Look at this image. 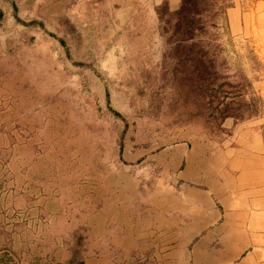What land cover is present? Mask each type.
Here are the masks:
<instances>
[{
    "label": "rangeland",
    "instance_id": "rangeland-1",
    "mask_svg": "<svg viewBox=\"0 0 264 264\" xmlns=\"http://www.w3.org/2000/svg\"><path fill=\"white\" fill-rule=\"evenodd\" d=\"M252 252L264 264V0H0V264Z\"/></svg>",
    "mask_w": 264,
    "mask_h": 264
},
{
    "label": "crops",
    "instance_id": "crops-1",
    "mask_svg": "<svg viewBox=\"0 0 264 264\" xmlns=\"http://www.w3.org/2000/svg\"><path fill=\"white\" fill-rule=\"evenodd\" d=\"M186 177H188V176H186ZM216 189L217 188L215 187L212 190H209L208 191V189H207V191H206L205 188L203 190L202 189H198L197 190V189L189 188V189H187V193H186V197H185V202H192V201H194V199H193L194 195L197 196V197L198 196L199 197L201 196V197H203V199L200 200L201 203H202L200 205H203V207H208L210 205L209 200L206 199V196H202L201 193L209 194V196L210 195L212 196L214 194L215 195H218V191ZM195 191L196 192H199V193H196ZM221 198H223V197H221ZM226 198H227L226 199V202H227L226 204H228V203L229 204H232V197L230 195H227ZM229 204H228V206H229ZM196 206H198V205H196ZM192 207L195 208V205H192ZM196 208L195 209L198 210V212L200 213V211H201L200 207H196ZM221 215L222 214L220 212H218L217 217H216V223H215V225H219V227H218L217 230L218 231H228V226H227L226 220L222 224H220ZM205 220L207 221V223H204L205 221H203V223H201V225H200V229H198L201 232H206L210 228V226H211V223L207 219H205ZM204 245H205V243L202 246H198L197 252H201L204 249V247H203ZM259 258H261V255L260 254H256V253H253L252 252L249 255H247L245 258H243V261L240 264H262L263 261H261V260L259 261ZM207 264H210L209 260H208V263Z\"/></svg>",
    "mask_w": 264,
    "mask_h": 264
},
{
    "label": "trees",
    "instance_id": "trees-1",
    "mask_svg": "<svg viewBox=\"0 0 264 264\" xmlns=\"http://www.w3.org/2000/svg\"><path fill=\"white\" fill-rule=\"evenodd\" d=\"M228 107V106H227ZM226 107V108H227ZM224 113V112H223ZM228 118H230V116L228 115V113H227V111H226V115H223L222 117H220V119H221V121H226ZM232 118V117H231ZM237 120H241V119H244V118H242L241 116H239V117H237L236 118Z\"/></svg>",
    "mask_w": 264,
    "mask_h": 264
}]
</instances>
